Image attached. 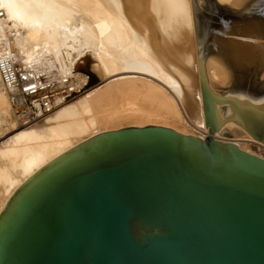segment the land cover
Instances as JSON below:
<instances>
[{
  "label": "bare ground",
  "instance_id": "bare-ground-1",
  "mask_svg": "<svg viewBox=\"0 0 264 264\" xmlns=\"http://www.w3.org/2000/svg\"><path fill=\"white\" fill-rule=\"evenodd\" d=\"M0 9L21 62L77 65L92 53L101 79L20 126L0 77V214L40 169L100 132L156 124L205 138L203 86L214 137L264 158L244 124L264 117V94L238 89L250 66L264 83V0H0Z\"/></svg>",
  "mask_w": 264,
  "mask_h": 264
},
{
  "label": "water",
  "instance_id": "water-1",
  "mask_svg": "<svg viewBox=\"0 0 264 264\" xmlns=\"http://www.w3.org/2000/svg\"><path fill=\"white\" fill-rule=\"evenodd\" d=\"M202 94L205 138L125 126L40 169L0 214V264H264V158L214 137Z\"/></svg>",
  "mask_w": 264,
  "mask_h": 264
},
{
  "label": "built area",
  "instance_id": "built-area-1",
  "mask_svg": "<svg viewBox=\"0 0 264 264\" xmlns=\"http://www.w3.org/2000/svg\"><path fill=\"white\" fill-rule=\"evenodd\" d=\"M4 18L0 9V20ZM15 35L8 29L0 33V77L16 122L23 126L45 118L63 102L84 92L90 85V74L65 62H21L13 44Z\"/></svg>",
  "mask_w": 264,
  "mask_h": 264
},
{
  "label": "rangeland",
  "instance_id": "rangeland-1",
  "mask_svg": "<svg viewBox=\"0 0 264 264\" xmlns=\"http://www.w3.org/2000/svg\"><path fill=\"white\" fill-rule=\"evenodd\" d=\"M93 61H94V56L92 55V53H89L86 57L80 59L76 65L78 71H84L90 74L89 87H92L101 81L98 74L92 70ZM259 73L260 72L256 70L253 66H250L247 75H245L238 89L242 90V92L252 93L256 96L263 95L264 83L262 82L263 79L260 77ZM252 149L256 152L258 151L259 153L264 154V150H261L256 146H252Z\"/></svg>",
  "mask_w": 264,
  "mask_h": 264
}]
</instances>
